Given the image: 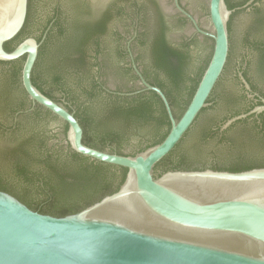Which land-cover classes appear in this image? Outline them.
Masks as SVG:
<instances>
[{
  "label": "water",
  "instance_id": "water-1",
  "mask_svg": "<svg viewBox=\"0 0 264 264\" xmlns=\"http://www.w3.org/2000/svg\"><path fill=\"white\" fill-rule=\"evenodd\" d=\"M252 1L248 0L244 6ZM77 2L88 3L94 14L108 4L122 9L120 13L116 7L111 10L106 32L99 36L97 65L92 59L84 72L90 69L107 91L120 95L154 91L164 105L170 127L160 142L134 155L109 151V147L100 150L85 144L82 126L74 116L76 104H69V110L67 101L57 102L49 98L31 80L39 47L52 21L40 40L29 35L11 50H6L4 43L15 37L24 25L28 0H0V61L24 56L21 86L32 105L37 103L57 116L46 112L38 116H21L19 129H0V166L11 177H16L10 159L1 151L34 130L53 135L49 144L69 145L83 156L127 170L117 190L63 216L41 213L0 189V264H264V166L240 171L211 167L170 169L160 174L154 170L156 163L191 127L200 110L212 104L207 100L224 70L229 42L230 62L221 77V85L237 87L234 78L236 64L242 57H251L254 53L243 38L247 14L234 15L229 33L227 22L234 9H228L225 0H156L167 14V37L172 45L179 46L182 40L196 34L190 43L195 66L201 65L210 52L189 102L176 118L165 93L148 82L139 68L153 72L147 47H141L132 40V52L128 42L137 21L136 6H143L140 13V19L144 17L142 26L148 30L153 28L156 9L151 0H34L33 17L27 31L37 34L39 26L55 7L60 6L63 16L69 15ZM177 12L188 19L183 25ZM150 37L151 32L147 39ZM126 44L129 57L124 53ZM134 55L138 57L137 63ZM130 63L137 76L135 82L127 70ZM78 74L75 67L64 73L66 85L72 88L74 95L95 105L105 101V95L100 92L88 98L81 94L76 85ZM237 76L247 97L256 96L260 103L247 112L228 118L220 126V131L239 119L250 115L257 117L264 112V97L252 91L241 71ZM40 84L44 90L59 96L50 78H43ZM133 86L135 89L132 91L113 90H126ZM225 106L221 102L207 108L203 116L216 114ZM175 110L179 113L181 109L176 106ZM6 119L8 113L0 112V120ZM250 125L251 120L241 122L234 130L240 131ZM140 138L141 135L130 134L123 142V152L132 151ZM199 146L201 153L194 156L196 162L222 163L228 156L227 147L217 137L200 141ZM34 166L42 167L39 164ZM30 195L38 197L33 191Z\"/></svg>",
  "mask_w": 264,
  "mask_h": 264
},
{
  "label": "trees",
  "instance_id": "trees-1",
  "mask_svg": "<svg viewBox=\"0 0 264 264\" xmlns=\"http://www.w3.org/2000/svg\"><path fill=\"white\" fill-rule=\"evenodd\" d=\"M33 1L28 0L22 29L15 37L4 43V48L11 50L29 35L40 40L43 31L54 19L39 47L31 80L49 98L57 102L62 99L67 101L66 107L69 110V104H76L74 116L82 126L83 142L100 150L109 147V151L131 155L160 142L169 130L170 121L160 97L154 91L146 90L130 96L107 93L91 74L90 69L84 72L92 59L97 65V55L100 52L99 36L106 32L111 10L116 7L120 13L121 8L115 4L114 6L108 4L102 11L94 14L88 3L77 2L73 5L71 14L63 16L60 6H57L41 23L37 34L34 35L27 31L33 17ZM151 1L156 9L154 26L150 30L145 27L142 31H138L136 41L139 46L147 47L153 72L151 74L145 68L142 69V73L148 82L162 89L174 116L178 118L196 88L210 52L201 65H193L190 43L194 41L196 34L182 40L179 46L172 45L167 37L166 18L156 0ZM247 1L225 0L228 9H234L227 22L228 32L231 31L234 15L245 12L247 21L243 38L254 51L251 57L244 56L236 64L234 78L237 87L221 85V77L230 62L229 42L224 70L207 100L212 104L200 110L179 142L156 163L154 170L157 174L170 169L211 167L218 170L240 171L264 166V112L259 113L257 117L250 115L239 119L221 133L218 131L228 118L247 112L260 103V99L256 96L247 97L237 76L238 71L242 72L252 91L264 97V5L258 6L260 0H253L249 5L244 6ZM136 8L137 13L143 11V6ZM140 20L144 22V17ZM178 20L182 25L186 22L184 17H178ZM149 32H151L150 40L147 39ZM23 60L24 56L12 61H0V112L8 113L6 121L0 120V129L4 131L19 129L21 116H38L41 112H46L57 117L41 105L31 104L20 81ZM70 67H75L76 72L79 73L76 85L81 94L88 98L100 92L105 95V101L95 105L92 102L82 101L74 95L64 78L65 70ZM127 70L131 72L130 67ZM43 78L51 79L59 96L42 88L40 81ZM132 79H136L134 74ZM221 102L226 105L223 109H218L216 114L203 116L207 108L217 106ZM176 106L181 109L179 113L175 110ZM18 111L22 112L13 122L14 114ZM249 120L251 125L248 128L234 130L237 124L247 123ZM64 126L66 129L65 122ZM133 133L141 135V138L132 151L125 153L122 150L123 142ZM209 137H217L227 147L228 156L222 163L196 162L194 156L201 153L199 142L207 141ZM50 138H53V135L47 136L32 130L29 134L17 138L11 146L3 148L1 152L10 159L17 178L14 175L12 178L7 170L0 166L1 190L15 195L30 208L41 213L63 216L77 212L104 195L114 192L123 182L126 168L90 159L73 151L69 145L56 143L49 146ZM35 164L42 167L35 168ZM32 191L38 197H31Z\"/></svg>",
  "mask_w": 264,
  "mask_h": 264
},
{
  "label": "flooded vegetation",
  "instance_id": "flooded-vegetation-1",
  "mask_svg": "<svg viewBox=\"0 0 264 264\" xmlns=\"http://www.w3.org/2000/svg\"><path fill=\"white\" fill-rule=\"evenodd\" d=\"M158 4V3H157ZM257 5L258 6H263L264 5V0H260L258 3H257ZM183 6V5H182ZM158 7H159V9H160V11L163 13V15L165 16V18L167 17L166 15V13L161 9V7L158 5ZM137 9V8H136ZM122 10V9H121ZM137 21L133 24V27H134V31H133V34H132V36H131V38H130V40L128 41L129 42V45H130V48H131V50H132V52H133V49H132V46H131V41L132 40H134V41H136V36H137V32L138 31H142L144 28H145V26H142L143 25V23L141 22V20H140V13H137ZM177 17H184L185 18V20L186 21H188V19L184 16V15H182L181 13H179V12H177ZM54 21V19L52 20V22ZM127 42V43H128ZM124 53H125V55H128V51H127V44H126V49H125V51H124ZM134 54V53H133ZM128 57H129V55H128ZM130 60V59H129ZM134 60H135V62L137 63V60H136V56L134 55ZM130 68H131V74L133 75H135V73H134V71H133V69H132V66H131V63H130V66H129ZM138 67H139V65H138ZM140 68V70H141V72H142V68L141 67H139ZM143 74V73H142ZM136 76V75H135ZM136 79H137V76H136ZM136 79H132L133 80V82H135L136 81ZM97 80V82L99 83V84H101V87H102V89L104 90V91H106L107 93H114V92H109V91H107L106 90V88L107 87H105L103 84H102V82L101 81H99L98 79H96ZM130 90L129 91H132V90H134L135 89V86H133L132 88H129ZM132 89V90H131ZM115 92H123V91H128V89H126V90H121V91H118V89H113ZM114 94H117V93H114ZM28 111V110H27ZM19 112V111H18ZM26 112V111H25ZM17 113V112H16ZM16 113L14 114V117H13V122H15L17 119H18V117H19V114L21 113H19L17 116H16ZM259 122V121H258ZM220 133L223 131H220V130H218ZM219 136H220V134H219ZM53 144H56L55 142L54 143H52V144H49L48 143V145L49 146H51V145H53Z\"/></svg>",
  "mask_w": 264,
  "mask_h": 264
}]
</instances>
